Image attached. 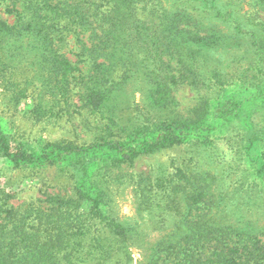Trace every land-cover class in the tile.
Listing matches in <instances>:
<instances>
[{
  "label": "trees",
  "instance_id": "obj_1",
  "mask_svg": "<svg viewBox=\"0 0 264 264\" xmlns=\"http://www.w3.org/2000/svg\"><path fill=\"white\" fill-rule=\"evenodd\" d=\"M11 1L5 12L14 22L0 19V78L11 101L38 84L32 119L85 109L102 121L104 134L85 144L28 147L0 122V159L19 174H0V264H122L131 247L146 245L140 226L113 208L111 187L124 184L122 166L192 138L211 147L209 132H228L264 103V0H248L247 9L244 0ZM70 37L74 62L61 52ZM24 38L29 42L22 47ZM19 70L28 72L21 84ZM129 82L144 86L147 117L134 115ZM179 84L217 93L181 121L172 95ZM224 88L243 93L219 99ZM236 133V158L220 169L216 193L206 190L200 172L191 180L178 169L176 179L153 189H147L150 177L136 181L144 202L156 208L165 196L179 216L138 264H264V227L256 225L264 216V115L253 136ZM258 140L253 162L248 155ZM49 169L55 181L67 179L71 196L43 192L45 206L30 203L20 213L6 203L13 192L4 186L28 177L41 186ZM230 175L233 187L226 183Z\"/></svg>",
  "mask_w": 264,
  "mask_h": 264
},
{
  "label": "rangeland",
  "instance_id": "obj_2",
  "mask_svg": "<svg viewBox=\"0 0 264 264\" xmlns=\"http://www.w3.org/2000/svg\"><path fill=\"white\" fill-rule=\"evenodd\" d=\"M247 1L244 0L242 2L245 9H247ZM11 3L12 1L9 0L0 5V19L5 20L9 24L14 22V17L5 12V7L6 4ZM28 42L29 39L24 38L22 47L26 46ZM74 43L70 37L65 40L66 45L64 44L61 47V52L72 62L76 60L74 54L77 48ZM29 53L30 57L35 54L31 45ZM78 67L82 68V64H78ZM22 71L24 70L17 71L15 76L18 78L19 84L23 82L22 76L25 77L28 73L24 71L21 74ZM37 85L35 84V86ZM35 86L32 85L25 91L26 97L24 99L18 103H14L9 98L0 78L1 125L6 132L21 140L26 146L39 147L45 143L60 140L85 144L94 140L98 135L104 134L101 131L102 121L97 116L90 115L85 109L77 114L71 113L70 115L51 120L36 121L32 119L29 115V109L38 94V89ZM126 89L127 96L137 105L134 108V115L140 116V119H142V116L147 117L143 109L146 103V99L143 96L144 86L139 83L129 82ZM216 93L210 90L193 89L184 84L174 86L172 89V95L175 100L174 117L181 121L185 118L192 119L195 115L193 114V110L198 108L201 102H205V99L212 102ZM241 93L243 91L240 89L224 88L219 92L218 97L219 99H226L229 96L239 98ZM76 99L77 97L73 96L71 103L79 105ZM261 103L262 105L256 108L250 115L235 120L232 123L235 127L228 132H224L223 129H220L221 133H219V130L209 132L208 138L213 142L211 147L207 148L205 144L196 143V138H192L191 141H183L161 148L155 152L140 154L131 166H122V170L125 173L123 178L124 184H115L111 187L113 208L120 219L126 220L125 222L132 225L137 224L140 226L144 235L143 240L146 242L143 249L136 246L131 247L129 250L130 259L122 264L145 262L154 244L161 238H164L165 235L170 234L174 229L175 222L179 219V216L177 214L175 216L173 212L175 209L167 203V197L165 196L160 195L159 206H163L162 208L159 206L154 208L144 202L140 195V187H136V181L141 177H150L153 186H147V189H153L154 186L157 188L163 180L170 181L172 178L176 179L180 174L176 170L179 169L191 180L195 172H200V175L203 176L204 184L208 183L206 190L211 193L218 192L214 180L218 178V174L221 172L220 169L233 164L236 158V132L241 131L243 134L254 135L264 115V103ZM121 105H124V103H121ZM212 113H215V110ZM259 142L260 140L255 141L248 155V158L253 160V162L259 159L258 152L261 146ZM213 147L216 149L215 154L214 149H212ZM7 163L6 159H0L1 177L5 176L15 179L19 174L10 171L7 168ZM54 173V169H49L44 175L47 180H44L45 184L42 183L43 185L41 186L31 177L10 186L11 188L4 186L7 190L6 192H13L11 197L6 199V203L13 206L17 213H20L30 203H34L37 206H45V203H43L45 199V196L42 194L43 192L71 196L72 191L67 179L63 178L62 180L55 181ZM226 183L230 187H233V175L228 177ZM1 184L2 181H0ZM146 185L143 183L141 187H145ZM182 205L179 204L180 213L183 211ZM257 218L256 225L264 227V216H258ZM161 221L164 223H161Z\"/></svg>",
  "mask_w": 264,
  "mask_h": 264
}]
</instances>
